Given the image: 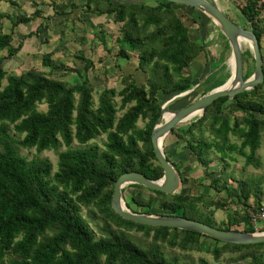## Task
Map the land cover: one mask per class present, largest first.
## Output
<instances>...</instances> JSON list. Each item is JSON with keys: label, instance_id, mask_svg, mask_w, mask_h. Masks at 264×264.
Masks as SVG:
<instances>
[{"label": "trees", "instance_id": "obj_1", "mask_svg": "<svg viewBox=\"0 0 264 264\" xmlns=\"http://www.w3.org/2000/svg\"><path fill=\"white\" fill-rule=\"evenodd\" d=\"M6 1L18 4L15 0ZM100 4L98 0H87L81 20L94 25L90 16L98 13L109 14L119 22L116 62L131 58L135 52L137 69L147 73L146 83H137L131 74H126L120 90L106 87L95 101L94 86L88 75L73 83H66L53 77L51 71L37 67L19 75H8L4 57H0V86L6 75L8 80L0 89V264H216L204 258L197 263L192 259L182 261L178 253L166 252L168 246L205 250L216 260L225 252H239L230 260L239 262L249 258L254 264H264V256L257 253L264 242L230 244L195 230L137 223L113 209L114 182L122 173L139 171L151 179L163 175L151 139L163 96L171 97L193 86L196 78L185 74L184 69L206 49L191 37L189 26L179 15L176 6L182 4L168 0L130 5L108 0L104 8ZM238 8L252 23L263 47L264 5L259 0H240ZM43 12L37 6L33 15L18 16L12 20L10 32L3 30L2 19L6 15L0 14V51L8 48L9 57L20 51L23 41L12 44L15 27L42 16ZM35 33L30 32L29 36ZM101 33L105 42L104 29ZM221 35L225 39L221 54L212 62L213 72L205 79L213 87L223 84L231 74L226 71V64L222 65L231 48ZM51 54H44L42 66L53 67ZM78 56L85 60L87 73L93 67V59L84 52ZM243 58L246 76H249L255 67L250 50L243 52ZM116 97H120L119 102ZM41 103L47 104L45 111L39 109ZM139 119L146 120L143 127L138 126ZM177 131L191 135L186 145L205 170L203 179L212 174V149L222 158L232 160H237L235 153H238L245 157V167L264 169V161L258 155L259 149L264 148V82L233 99L218 98L202 117L173 129L171 134ZM206 131L209 139L205 137ZM103 133L107 135L104 148L90 143ZM232 135L240 143L232 141ZM75 141L80 146L73 147ZM62 145L67 149L59 151ZM21 148H35L39 153L58 151L57 169L54 171L53 163L45 157L23 155ZM165 151L179 169L184 183L182 162L166 148ZM231 177L225 165L209 184L217 193H227L228 200L237 205L234 210L217 194L212 196L200 191L190 194L184 192V186L176 194H166L132 184L155 196L139 191L126 201L136 212L178 214L215 226L212 215L218 209H228L227 224L218 227L255 231L248 210L249 200L253 198L255 206L264 204V176L251 174L238 187L229 183ZM155 205L159 211L154 209ZM201 206L209 208V213ZM132 229L142 231L143 236L136 240Z\"/></svg>", "mask_w": 264, "mask_h": 264}, {"label": "rangeland", "instance_id": "obj_2", "mask_svg": "<svg viewBox=\"0 0 264 264\" xmlns=\"http://www.w3.org/2000/svg\"><path fill=\"white\" fill-rule=\"evenodd\" d=\"M220 6L223 8V10L226 12V14L235 22H238L242 24L245 27H249L248 21L244 18L243 14L241 13V10H239L238 5L240 4V0H218ZM85 5L83 7V10H85ZM179 15L182 17L183 21L187 26H189L191 37L197 41H200L205 49V51H202L194 60V62L186 67L184 69L185 74H192L196 80L194 81L193 86L191 87V91L187 94H182L177 96L176 99H172L176 95H166L163 96V104L168 102L167 108H178L185 106L193 101H195L200 96L207 93L209 90H211L213 85L211 82H205L204 78L205 76L211 74L213 71L212 68V62L217 61L219 58L221 51H222V43L224 42V37L221 35V32L216 27V25L210 20V18L201 12L200 10L196 11L194 8L189 6H176ZM201 13V15L199 14ZM82 14V13H81ZM108 18L97 17L99 14L93 13L90 18L92 19L93 16H95V20L97 21L96 27H97V33L100 34L101 30L104 29L108 45L110 46V49H106L103 47V44L98 43L97 45H93L94 50L91 49V51L86 50L85 55L93 59V67L85 73V60L81 59L78 55L80 52V49L77 48V45L74 43H71L70 46L72 47L67 52L63 53V56H59L58 59H55V63L52 68L50 67H44L42 66V55L40 51L37 53V55L34 57V59L29 60L27 63L22 62L21 59L17 58L15 55L9 57L8 56V48H4L0 51V57H4V65L7 69V74H16L19 75L23 71L37 67V68H43L45 70H49L52 72L53 77L60 78L61 80L65 81L66 83H73L81 81L85 78L86 75L89 76L93 86H94V100L97 101L99 93L106 87H115L116 89L120 90L123 86L122 84V78L126 74H131L132 78L137 83H146L147 81V73L143 70H138V57L135 52H132L131 55H134L133 57L129 59L120 58L118 63L115 59V54L117 53L118 44H117V38L120 34V23L116 22L111 15L107 14ZM110 17V19H109ZM6 20V19H5ZM10 22H7V26H10ZM259 23V21H257ZM91 27V26H90ZM4 30V28H3ZM98 34V35H99ZM100 36V35H99ZM17 42V41H16ZM262 52L264 55V34L262 36ZM77 48V50H75ZM90 47V48H92ZM88 48V47H87ZM89 48V49H90ZM250 50L251 48L247 43H243V51ZM81 53V52H80ZM207 55V56H206ZM135 57H137L135 59ZM229 57V56H228ZM227 59L222 63L226 64L227 69L226 71H230L231 73V66ZM252 61V58L250 59ZM254 65L255 63L252 62ZM247 69V65L245 64V70ZM217 70V69H215ZM229 78V77H228ZM227 78V79H228ZM204 80V81H203ZM8 82L7 75L2 80V86H0V89ZM196 86V87H195ZM172 99V100H171ZM117 102L120 101V97H116ZM40 110L45 111L47 109L46 103H41L38 105ZM123 113L122 111H119L118 115H121ZM146 120L139 119L138 126L143 127L145 125ZM12 133H14V129H10ZM198 130H195V133H197ZM171 134V133H170ZM168 135V137L165 140V148L167 149L168 153L173 156L175 159L179 160L183 164L184 168V175L186 176V179L184 183H182L179 191L182 189V186H184V192H189L190 194H197L199 191L203 193H208L209 195H218L222 200L227 201L229 204V207L234 210L236 209L237 205L234 202H231L228 200L227 193L225 191H222L220 193H217L216 189L211 186L210 179L214 177L215 175H219L221 173V169L223 166L226 165L227 171L231 173V178H229V183L231 185H234L236 187L240 186V181L244 180L246 177H248L251 174H260L264 176V169H256L252 166L245 167V157L240 156L238 153H235L237 156V160H232L230 158H222L220 154H218L214 149H212V161L210 164V170L212 174L208 178H202V175L205 173V170L199 166L198 161H196V156L192 154L189 149L187 148L186 141L191 137V135H188L184 131H177L173 132L171 135ZM205 137L208 139L209 131H206ZM106 133H103L96 138H94L90 143L98 144L101 148H104V142L106 140ZM232 141H237L240 143V141L234 137L231 136ZM80 146L77 141L73 143V147ZM67 149L66 145H62L60 147L59 151H63ZM21 153L23 155H26L29 158H32L34 156H42L47 159H49L53 163L54 171L58 167V158L59 153L58 151L51 149V150H45L41 153L37 152L35 148L27 149V148H21ZM258 155L260 158L264 161V148L261 147L258 151ZM201 179V180H200ZM237 181H236V180ZM200 181L202 185H200ZM141 191L146 196L154 195L149 190L142 189L139 187H133V186H127L124 188L125 198L126 200H130L131 197L136 194L137 192ZM182 191V190H181ZM253 201V198H250ZM253 205V202L250 203ZM155 210H160L159 206H154ZM202 207V206H201ZM229 208V209H230ZM204 211L209 213V208L202 207ZM84 214L86 213V209L82 211ZM229 211L228 209H218L213 215V223L217 226H223L227 224ZM263 225V222L259 220L257 222V227H260ZM243 225H240L242 227ZM131 233H133V238L138 240L141 238L142 231H135L134 229L131 230ZM130 233V234H131ZM206 240L207 243H212L210 239L203 238ZM167 253H178L181 257L182 261L188 262L191 259L197 263L200 261L201 258L206 259L210 263H216V264H254L251 262V259H245L241 260L239 262H233L230 260L231 256L238 255L239 252H225L220 260H216L211 252H207L205 250H181L179 248L170 247L168 246L166 248ZM257 253H260L264 256V247L257 250Z\"/></svg>", "mask_w": 264, "mask_h": 264}, {"label": "water", "instance_id": "obj_3", "mask_svg": "<svg viewBox=\"0 0 264 264\" xmlns=\"http://www.w3.org/2000/svg\"><path fill=\"white\" fill-rule=\"evenodd\" d=\"M112 1L120 5H130L150 0ZM168 1L193 7L210 18L229 42L231 53L228 57V61L231 66V74L223 84L212 88L207 93L185 106L171 109L167 108L168 102L162 105L160 116L153 126L151 139L156 157L163 167V175L158 179H151L139 171H127L122 173L114 182L111 202L112 207L115 212L122 217L145 225L195 230L230 244L263 243L264 230L244 231L233 228L225 229L178 214L136 212L127 204L124 188L132 184L142 185L166 194H176L179 191L182 185L181 173L175 164L167 157L165 151V140L173 129L189 125L196 119L202 117L206 109L218 98L228 96L229 99H233L237 94L251 91L257 85L264 82V56L262 46L249 20H247L249 27H245L233 21L220 6L218 0ZM243 43H247L250 46L255 61L254 71L249 76H246L243 58ZM207 76H205L204 80ZM190 91L191 88L177 94L172 99H176L177 96L187 94ZM167 113L170 114L169 117H166Z\"/></svg>", "mask_w": 264, "mask_h": 264}, {"label": "crops", "instance_id": "obj_4", "mask_svg": "<svg viewBox=\"0 0 264 264\" xmlns=\"http://www.w3.org/2000/svg\"><path fill=\"white\" fill-rule=\"evenodd\" d=\"M15 1L18 4H12L6 0H0V14L6 15L2 19L4 31L6 32L11 31L12 20H16L18 16L33 15L37 6L42 8L44 11L42 16L37 17L29 22L20 23L15 27L14 40L12 44L18 45L20 41H23L21 50L15 54V56L21 59L22 62L27 63L29 60L34 59V57L40 51L42 60L44 54L52 53L51 61L54 65L56 58L58 59L59 56H63L64 52H67L72 48L70 46L71 43L76 44L77 48L80 49V52H84L86 50L91 51V49L94 50V47L92 46L97 45L98 43L103 44V47L106 49H110V46L108 43H106L107 38L104 42L101 39L102 33H97V21L95 20L96 17H92V22L94 25H88L87 22L81 20L80 18L83 7L87 0ZM98 1L101 3L100 6L102 8L106 7L108 3V0ZM56 11L65 12L56 13ZM102 16L105 19L108 18L107 14H99L97 17L100 18ZM7 22H10V26H7ZM33 31H37V33L29 36V33ZM73 48L75 49V47ZM77 48L75 50H77ZM133 56L134 55L131 57ZM135 56L138 57V55ZM137 57H135V59ZM252 202L254 203V200L252 201L250 199L249 203Z\"/></svg>", "mask_w": 264, "mask_h": 264}, {"label": "built area", "instance_id": "obj_5", "mask_svg": "<svg viewBox=\"0 0 264 264\" xmlns=\"http://www.w3.org/2000/svg\"><path fill=\"white\" fill-rule=\"evenodd\" d=\"M260 4L264 5V0H259ZM251 221L255 227V230H264V204L255 206L254 204L248 208ZM261 220L263 225L257 227V222Z\"/></svg>", "mask_w": 264, "mask_h": 264}, {"label": "bare ground", "instance_id": "obj_6", "mask_svg": "<svg viewBox=\"0 0 264 264\" xmlns=\"http://www.w3.org/2000/svg\"><path fill=\"white\" fill-rule=\"evenodd\" d=\"M169 116H170V114H169V113H167L166 117H169Z\"/></svg>", "mask_w": 264, "mask_h": 264}]
</instances>
